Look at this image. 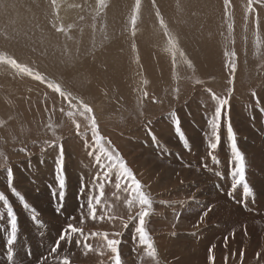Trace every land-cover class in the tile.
<instances>
[{"label":"rangeland","instance_id":"374dc122","mask_svg":"<svg viewBox=\"0 0 264 264\" xmlns=\"http://www.w3.org/2000/svg\"><path fill=\"white\" fill-rule=\"evenodd\" d=\"M36 1L38 2L36 3ZM43 1L0 0V54L10 56L19 63L29 66L34 72L43 75L47 81L61 84L64 90L72 91L73 97L79 96V99L93 109V115L101 135L111 141L112 146L119 151L127 166L133 170L137 179L146 187L144 190L150 194L153 200V210L152 214L146 218V228L156 247L158 264H205L206 262L209 264L208 250L213 245H215L212 250L213 264H264V208H254L255 204L253 205L255 202L264 207V57L254 55L257 29L252 22L257 14L258 17L261 15L258 31L261 39L264 40V15H262V13L264 14V5L254 3L253 7L257 6V9L254 7L256 11L251 14L247 12V0L243 2L244 5L235 9L230 3L227 8L228 15L225 16L224 0H154V2L149 0L155 10L159 8L157 11H162L160 16L167 26L165 29L160 25L156 16L157 11L151 15H144V8L148 0H142V7L140 6L133 35L130 18L135 0H105L107 7L103 11L97 9V0H74L77 4L73 8L62 3L59 5V9L58 3L54 8L51 0H45L42 3ZM46 2L47 8L43 5ZM83 7L86 13H84ZM73 10H77V13ZM37 12L40 14L37 15ZM115 14H118L117 18L114 16ZM114 22L120 24V32L118 28H111L115 24ZM144 23L146 24L144 25ZM229 23L233 25L231 32L228 29ZM86 24L87 26H85ZM33 25H36L37 28ZM143 25L147 27L144 28ZM57 27H62L65 31L57 32ZM29 28L39 32L35 35L38 44L29 42V45L27 43L23 45L8 40L10 43L8 46L7 39L4 40V36L8 34L9 30L10 32L14 31L13 34L16 32V35L19 36V32L30 30ZM165 31L175 37L177 41L175 66L173 50L170 48L169 37L165 35ZM114 33H125L123 36L126 40L119 43L120 48L117 51L110 49L111 37ZM85 36L88 39L87 42L84 41L86 40ZM100 41L107 53L99 45L100 51L102 49L105 54L101 51V56L97 55L96 58L93 55L91 58L95 59H91L88 52L86 53V51H90L88 45ZM125 41L126 43H124ZM14 43L16 47H14L15 45L11 46ZM133 44H135V50ZM34 50L37 52L36 56H34ZM261 50L264 51V45ZM181 51L184 53V57L179 55ZM226 51L236 53L234 73L227 66L230 57L225 56ZM48 53L56 56H48ZM19 54L21 57L23 56L21 59ZM29 58L35 60L31 62ZM185 59L191 61L192 67L185 63ZM0 66V70L5 69L0 72L3 73V80H6V82L3 81L0 76V89L4 90H0V193L4 192L16 224L18 223L16 239L9 246L6 242L11 232V217L8 216L7 208L0 202V209L2 212L4 211L2 213L0 210V264H51V262L57 264L56 257L65 255L69 256L71 264H86L83 261L85 255H83L82 246L78 247L75 243L79 238L78 234L73 236L71 242L61 241L56 253H51L50 250L55 246L61 231L69 223L81 227L79 223L80 205L87 199L86 196H80L81 177L85 179V182H88L99 170L95 165V156L93 158L88 155L89 152L98 150L88 128V122L78 112L72 118L66 115L69 111H75L74 107L70 108L69 106L68 101L71 98L64 100L59 94L51 92L52 90L47 87L46 83H41L27 75L17 74L15 69L7 65ZM44 66H51L54 72H46ZM7 68L11 70L8 71ZM10 72L13 75H10ZM10 76L15 80L12 81ZM57 76L58 79H56ZM230 79L231 84L229 83ZM10 82L12 84L21 83L22 87L18 83L16 84L18 87L13 86ZM33 82L36 83L35 87H33ZM5 83L9 86H7L8 88L14 87V89H8L4 85ZM38 86L39 90L36 88ZM229 89H232L231 93H229ZM13 90L14 93L22 91L19 93L21 96L17 93L11 94ZM144 92H147L148 95L144 96ZM213 93L222 99L227 98L228 104L222 110L219 121L218 146L216 149L210 150L209 142L215 141L211 135L212 129L209 126V120L214 118L217 106V102L212 98ZM253 93L256 95L253 96ZM24 95L26 99H24ZM34 95L38 96V99L33 98ZM15 101L18 102V105ZM71 103L76 105L75 100H71ZM73 119L81 124L80 135L72 123ZM174 119L179 120L181 131L184 134L183 140L176 134ZM229 124L235 134L237 148L244 157L245 169H248L245 170V175L248 174L245 176L247 182L244 181V183L251 190L248 194L252 195L250 198L244 193L239 194L242 191L239 188L240 185L234 189L236 191L231 187L234 182L232 173L235 160L227 138ZM149 129L155 135L157 143H153L152 137L148 134ZM86 143L88 147H85ZM61 146L63 148V175L66 180L62 207H60V189L56 173V161L60 155ZM104 146L107 147L106 141ZM209 151H212L216 157L215 162L208 155ZM7 168H11L13 178L16 177L13 179V184L14 187L16 186L15 189L19 196L23 197L30 209L35 210L36 221L32 219L33 212L29 209V212L26 211L19 197L7 190ZM178 170L180 171L178 172ZM252 172L263 178V181L253 183L255 181L251 179ZM179 182L181 183L179 184ZM249 182L251 185H248ZM183 184L185 185L183 186ZM176 191L178 192L175 193ZM114 193L116 195L120 193L119 201L115 199ZM126 195V193L117 192L115 189V176L113 175L112 182L105 187V198L115 206L118 214L125 218L127 209L123 205V200ZM199 201L200 203L203 201L202 203L207 206L209 201L208 208L220 209L222 207L220 210H216L219 213L221 211L220 214L217 212L220 219L216 220L215 218L218 217L216 216L214 225L211 226L214 242L211 239L206 241L203 229H194L197 224L199 225L198 217L203 214L201 215L196 209L190 214L183 213L188 205L195 204L194 208H200L203 204H198ZM219 202L221 203L218 204ZM204 205L201 207L205 210L206 206ZM219 205L221 206L219 207ZM58 207H60L59 212H57ZM242 208L245 210L243 211ZM259 209H263V212L258 213ZM206 210H208L207 207ZM207 212L211 214L209 210ZM3 214L5 216H2ZM183 214L185 218L182 217ZM191 214L199 216L195 218ZM44 215L46 216L44 217ZM211 215L209 216L210 220ZM41 216L44 218L42 219ZM106 222L107 220L86 219L82 227L85 234L89 231L104 232L108 227H116L118 231H123L122 235L118 237L121 241L119 251L122 264H157V261H152L144 255L137 237L134 238V223H131L127 229H122L121 224L119 225L117 222H107V225ZM19 223L20 226H18ZM239 223L244 225V229H242L244 235L235 228ZM216 227L220 228V232ZM226 232L227 234H225ZM127 233L130 235L127 236ZM21 234L23 235L21 236ZM225 237L228 238V247L226 246V248H224ZM19 240L22 241L19 243ZM238 242H242L243 247ZM254 245H256L257 251L250 248ZM74 249L77 251L74 252ZM241 250L244 252L243 259L240 256ZM255 252L256 254L259 252L260 256L256 255L253 259L251 253ZM100 263L95 260L93 264ZM103 264H108V260Z\"/></svg>","mask_w":264,"mask_h":264},{"label":"snow or ice","instance_id":"6c2138e0","mask_svg":"<svg viewBox=\"0 0 264 264\" xmlns=\"http://www.w3.org/2000/svg\"><path fill=\"white\" fill-rule=\"evenodd\" d=\"M254 3L264 5V0H247L248 13H254L256 11L255 8L253 7ZM51 4L55 8L57 4V0H51ZM224 5H225V16H227L228 15L227 8L230 5V0H224ZM140 6H141V0H135V5L132 9V15L130 18V23L133 26V35L135 34V25L137 22ZM106 7L107 4L105 3V0H97L98 10L103 11ZM156 16L160 21L161 27L166 29L167 26L164 24L163 18L160 16L159 11H157ZM247 18L248 17L246 16V20ZM252 22L254 23L257 29V32L255 34L256 38L254 40V47L256 49L254 55L264 57V51L261 50L262 45H264V40L261 39V36L258 31L259 29L258 14L255 16ZM232 27L233 25L229 23L228 29L230 32L232 30ZM56 31L63 32L65 31V29L62 27H57ZM165 35L169 37L168 43L170 45V48L173 50L172 55H173V63L175 66V59H176L175 50L177 48V41L175 37H172L171 34L168 33L167 31H165ZM133 49L135 50V44H133ZM179 55L181 57H184V53L182 51L179 53ZM225 56L230 57L227 66H229L232 73H234L236 70V63H235L236 53L234 51L232 52L226 51ZM185 63L189 67H192L191 61L185 59ZM0 65H7L10 68L15 69L17 71V74L27 75L32 77L34 80L40 81L41 83H46L49 89L59 94V96L62 97L64 100H69V98H71V100H75L76 105H73L71 103V100H69L70 108L74 107L75 111H69L66 113V115L72 118L76 115V112H78L79 115L82 116L88 122V128L91 131L93 142L98 149L96 151L89 152L88 155L95 156V165L98 166L99 170L96 171V174L88 182H85L83 177H81L80 196L87 197L86 202H82L80 205L81 215H80L79 223L81 227H77L72 223H69L67 227L61 231L59 238L55 242V246H53L50 250L51 253L57 252V249L60 247L61 241L71 242L73 236L75 234H78L79 238L76 239L75 243L78 247L82 246L83 255L87 256L90 252H94L95 254L103 257L107 253L108 264H122L121 253L119 251V245L121 241L120 239H118V237L122 235V232L120 231H115L112 233L91 232L90 234H85L84 229L82 227L86 219H91L94 221L107 220L109 223H115L118 221L121 224L122 228L124 229H127L130 223H134L135 237H138L139 245L142 246L144 255L150 258V260L152 261H157V250L146 228V223H147L146 218H148L152 214L153 200L150 194L144 190L145 186L141 183L139 179H137L133 170L127 166L126 162L124 161L119 151L114 146H112L110 140H107L106 137L101 135L96 118L93 115V109L83 100L79 99L78 97H73L71 92L64 90L61 84L55 81H47L43 75H41L38 72H34L33 69L30 68L29 66L19 63L16 59L10 56L0 54ZM197 83H199V81H197ZM229 83L230 84L232 83L231 79L229 80ZM209 91L211 90L209 89ZM231 91L232 89H229V93H231ZM147 95H148L147 92H144V96ZM252 95L255 96L256 94L253 93ZM212 98L217 102V106L215 108L214 118L209 120V126L212 129L211 135L215 141V142H211V141L209 142L208 146L210 150H214L218 146L220 139L219 121L221 118L222 110L228 104L227 98L222 99L216 96L215 93L212 94ZM61 110L63 111V109ZM72 123L75 125L77 133L79 134L81 124L78 123L75 119L72 120ZM173 124L175 126L176 134L180 137L181 140H183L184 134L181 131L179 120L174 119ZM148 134L152 137L153 143H157V139L150 129ZM227 138L230 142L233 158L235 160V167L232 173L233 181H234L232 184V188L235 189L238 185L243 184L244 193L249 194L250 189L248 188L247 184L244 183L245 181L244 157L237 148L235 141V134L230 124L228 125L227 128ZM105 141L107 142V147L104 146ZM85 147H88L87 143L85 144ZM21 150L23 151V149ZM208 155L212 158L214 162L216 161V157L213 155L212 151H209ZM56 164H57L56 167L57 182H58V187L60 189L59 201H60V207H62V202L65 195L64 193L65 179L63 175L62 146ZM6 171H7L8 189L11 191L13 195L19 197V199L23 203V206L26 209H29L30 211L33 212L32 219L36 221L37 215L35 213V210L30 209L29 205L26 202H24L23 197L19 196V193L14 187L13 184L14 178L11 168H7ZM113 175L115 176V189L117 190V192L122 191L127 194L126 198L123 200V205L127 209L126 219L124 216L118 214V212L115 210V206L105 198L106 184H110L112 182ZM113 195L115 196V199L117 201L121 199L119 195H116L115 193ZM0 202L3 203V206L5 208H7L8 216L11 217V232L7 239V243L8 245H12L16 237L15 217L13 216L11 207H9L7 198L3 193H0ZM60 207L57 208V212L60 211ZM210 210L211 209H209V211ZM204 215H207V212H205L201 216V220H203ZM245 235H247V232H245ZM92 238H100L102 243L94 246L92 243L88 242ZM227 239L228 238L225 237V246H227ZM214 247L215 245L210 247L208 250L209 264H213L214 261V256L212 254V250ZM256 255L257 257H259L260 253L258 252ZM240 256L241 259H243L244 256L243 250H241ZM56 260H57V264H71V261L67 255L62 257H56ZM101 264H103V261L101 262Z\"/></svg>","mask_w":264,"mask_h":264},{"label":"bare ground","instance_id":"6f19581e","mask_svg":"<svg viewBox=\"0 0 264 264\" xmlns=\"http://www.w3.org/2000/svg\"><path fill=\"white\" fill-rule=\"evenodd\" d=\"M22 1V0H21ZM32 1V0H31ZM90 1H92V0H90ZM142 1V0H141ZM145 1V0H144ZM231 2V5L233 6V8L235 9V8H240L241 7V5H244V3L243 2H246V0H230ZM17 2H18V0H17ZM24 2V1H23ZM38 1H36V3H37ZM45 2V0L42 2V3H44ZM106 2V1H105ZM25 3H26V1H25ZM40 3V2H39ZM42 3H40V4H42ZM48 3H49V1H48ZM57 3H58V9L60 8L59 7V5L60 4H62V3H65L64 5H69V7H71V8H73L74 7V5H76L77 4V2H75L74 0L73 1H71V0H57ZM87 3H88V1H87ZM4 4V3H3ZM32 4H34V3H32ZM47 4V2L45 3V4H43L44 6ZM50 4V3H49ZM89 4H90V2H89ZM88 4V5H89ZM130 4V3H129ZM246 4V3H245ZM43 5H42V7H43ZM87 5V4H86ZM92 5V4H91ZM125 5V4H124ZM147 5H149V7H147ZM169 5H171V4H169ZM6 6V5H5ZM35 6H37V5H35ZM39 6V5H38ZM50 6V5H49ZM93 6V5H92ZM97 6V5H96ZM112 6V5H111ZM123 6V5H122ZM159 6V5H158ZM21 7V6H20ZM46 7V6H45ZM44 7V8H45ZM52 7V6H51ZM89 7V6H88ZM113 7H115V6H113ZM142 7V6H141ZM154 7V6H153ZM152 7V5H151V3H150V1L148 0L147 2H146V5H145V8H144V15H146V14H149V15H151V14H154V12L155 11H157L158 9H154ZM255 7V6H254ZM257 7V6H256ZM255 7V8H256ZM47 8V7H46ZM70 8V9H71ZM29 9V8H28ZM31 9V8H30ZM62 9V8H61ZM60 9V10H61ZM70 9H69V11H70ZM75 9V8H74ZM82 9H84V7L82 8ZM257 9V8H256ZM90 10V9H89ZM162 10V9H161ZM64 11V10H63ZM77 10H73V12H75V13H77L76 12ZM79 11V10H78ZM84 11H85V9H84ZM90 11H92L93 12V10H90ZM89 11V12H90ZM111 11V10H110ZM164 11H166V10H164ZM163 11V12H164ZM236 11V10H235ZM46 12V11H45ZM97 12V11H96ZM115 12V11H114ZM131 12V11H130ZM162 11H159V13H161ZM49 13V12H48ZM51 13V12H50ZM57 13V12H56ZM64 13V12H63ZM83 13V12H82ZM84 13H86V11L84 12ZM262 13V12H261ZM40 13L39 12H37V15H39ZM42 14H44V13H42ZM69 14V13H68ZM89 14V13H88ZM252 14V13H251ZM70 15V14H69ZM77 15V14H76ZM80 15H81V13H80ZM148 15V16H149ZM204 15V14H203ZM239 15V14H238ZM262 15H264L263 13H262ZM72 16H73V14H72ZM78 16V15H77ZM103 16V15H102ZM114 16H116V18H117V16H118V14H115ZM261 16V15H260ZM259 16V17H260ZM16 17V16H15ZM64 17V16H63ZM74 17H75V15H74ZM106 17V16H105ZM263 17V16H262ZM12 18V17H11ZM67 18H69L68 16H67ZM173 18V17H172ZM7 19V18H6ZM75 19V18H74ZM251 19V18H250ZM8 20V19H7ZM69 20V19H68ZM76 20V19H75ZM18 21V20H17ZM73 21V20H72ZM145 21V20H144ZM260 21V20H259ZM10 22V21H9ZM53 22V21H52ZM262 22V21H261ZM18 23V22H17ZM65 23V22H64ZM115 23V22H114ZM36 24V23H35ZM66 24V23H65ZM68 24V23H67ZM111 25L113 24V23H110ZM146 23H144V25H145ZM148 24V23H147ZM11 25V24H10ZM39 25V24H38ZM89 25V24H88ZM123 25H125L124 24V22H123ZM143 25V26H144ZM33 26H35L36 27V25H33ZM85 26H87V24L85 25ZM142 26V27H143ZM26 27H27V25H26ZM111 27V26H110ZM118 28V31H119V29H120V24L118 25V24H114L111 28ZM123 27V26H122ZM145 27H147V26H144V28ZM37 28V27H36ZM92 28V27H91ZM140 28V27H139ZM23 29V28H22ZM30 29V28H29ZM43 29V28H42ZM3 30V29H2ZM39 30H40V28H39ZM55 31V30H54ZM6 32V31H5ZM8 32V34L6 35L5 34V36H4V40H6V42H7V44H8V46H9V41H14L15 43H21V44H23L24 45V43L26 44H28L29 42L30 43H37L38 44V39H36V37H35V35H37L39 32L37 31V30H34V29H30V30H25V31H22V32H19L20 34H19V36H17L16 35V32H15V34H13L14 33V31H12V32H10V30L9 31H7ZM120 32V31H119ZM9 33H12L13 35H11V34H9ZM128 33V32H127ZM241 33V32H240ZM3 34V33H2ZM1 34V35H2ZM91 35V34H90ZM123 35H125V33H114L113 35H112V37H111V47H110V49H112V50H114V51H117V50H119V46H120V42H123L124 40H126L125 39V37L123 36ZM139 35H140V33H139ZM162 35V34H161ZM3 36V35H2ZM51 36V35H50ZM42 37H43V35H42ZM86 37V36H85ZM89 37H92V36H89ZM88 37V38H89ZM54 38V37H53ZM94 38V37H93ZM97 38V37H96ZM135 38V37H134ZM218 38V37H217ZM216 38V39H217ZM61 39V38H60ZM83 39V38H82ZM85 39V38H84ZM9 40V41H8ZM87 37H86V40H84L85 42H87ZM220 40V39H219ZM252 40V39H251ZM2 41V40H1ZM92 41V40H91ZM221 41V40H220ZM52 42V41H51ZM58 42H59V40H58ZM15 43L14 44H11V46L12 45H15ZM89 43V42H88ZM102 42L100 41V42H97V43H95V44H90V45H88V48H90L89 50L90 51H86L87 49H86V47H84L86 50V53L88 54V56L91 58V56H95L96 58H97V55H100L101 56V51H102V49H103V46H102V44H101ZM124 43H126V41L124 42ZM44 44V43H43ZM84 44V43H83ZM3 45V44H2ZM5 45V44H4ZM18 45V44H17ZM29 45V44H28ZM27 45V46H28ZM99 45H101L102 46V49H101V51H100V49H99ZM121 45H122V43H121ZM10 46V47H11ZM53 46V45H52ZM79 46V45H78ZM77 46V47H78ZM100 46V47H101ZM14 47H16V45L14 46ZM71 47H72V45H71ZM76 47V46H75ZM80 47V46H79ZM78 47V48H79ZM107 47V46H106ZM216 47H217V45H216ZM220 47H222V46H220ZM7 48V47H6ZM13 48V47H12ZM61 48V47H60ZM63 48V47H62ZM61 48V49H62ZM105 48V47H104ZM208 48V47H207ZM215 48V47H214ZM17 49V48H16ZM49 49V48H48ZM106 49V48H105ZM105 49H103V50H105ZM108 50H110L109 48H107ZM37 50V49H36ZM42 50V49H41ZM40 50V51H41ZM77 50V49H76ZM107 50V51H108ZM212 50V49H211ZM17 51V50H16ZM23 51V50H22ZM33 51V50H32ZM35 51V50H34ZM37 51H39V50H37ZM43 51V50H42ZM46 51V50H45ZM44 51V52H45ZM214 51V50H213ZM25 52H27V51H25ZM24 52V53H25ZM77 52H78V50H77ZM77 52H76V55H77ZM102 52H104V51H102ZM105 52H106V50H105ZM105 52H104V54H105ZM212 52V51H211ZM210 52V53H211ZM19 53V52H18ZM23 53V54H24ZM36 51H35V55L34 56H36ZM52 53V52H51ZM73 53V52H72ZM72 53H70L71 55H73ZM82 53V52H81ZM107 53V52H106ZM110 53V52H109ZM27 54H30V53H27ZM33 54V53H32ZM39 54V53H38ZM46 54H47V52H46ZM49 54V53H48ZM53 54V53H52ZM48 55V56H54V55ZM62 54V53H61ZM78 54H80L79 52H78ZM18 55V54H17ZM16 55V56H17ZM75 55V56H76ZM219 55V54H218ZM19 56H20V54H19ZM38 56V55H37ZM40 56V55H39ZM47 56V57H48ZM56 56V55H55ZM58 56V55H57ZM74 56V55H73ZM82 56V55H81ZM131 56V55H130ZM133 56V55H132ZM220 56V55H219ZM23 57V56H22ZM21 56H20V59L22 58ZM43 57V56H42ZM141 57V56H140ZM144 57V56H143ZM214 57V56H213ZM239 57V56H238ZM49 58V57H48ZM72 58V57H71ZM70 58V59H71ZM92 58H94V57H92ZM91 58V59H92ZM116 58V57H115ZM124 58V57H123ZM133 58V57H132ZM30 59V61L32 62L33 60H35L34 58L32 59V58H29ZM32 59V60H31ZM43 59H44V57H43ZM41 60L42 62L44 61V60ZM49 59H51V58H49ZM95 59V58H94ZM125 59V58H124ZM123 59V60H124ZM130 59V58H129ZM223 59V58H222ZM54 60V59H53ZM83 60H85V59H83ZM140 60H142V59H140ZM166 60V59H165ZM77 61V60H76ZM122 61V60H121ZM157 61V60H156ZM155 61V62H156ZM73 62H74V60H73ZM79 62V61H78ZM39 63V62H38ZM49 63H51V62H49ZM123 63V62H122ZM210 63V62H209ZM212 64H213V61L211 62ZM47 64H48V62H47ZM145 64V63H144ZM49 65V64H48ZM168 65V64H167ZM42 66V65H41ZM92 66V65H91ZM119 66V65H118ZM133 66V65H132ZM142 66V65H141ZM1 67V66H0ZM6 67V66H5ZM211 67V66H210ZM214 67V66H213ZM44 68L46 69H44L46 72H48L49 71V73L51 72V71H53L52 69V67L51 66H49V67H45L44 66ZM74 68V67H73ZM128 68V67H127ZM142 68V67H141ZM197 68V67H196ZM222 68V67H221ZM69 69V68H68ZM67 69V70H68ZM86 69V68H85ZM2 70H5V69H2ZM2 70H0V71H2ZM7 70H8V68H7ZM9 70H11V69H9ZM8 70V71H9ZM72 70V69H71ZM71 70H69L70 72H71ZM220 70H222V69H220ZM14 71V70H13ZM78 71V70H77ZM54 72V71H53ZM6 73V72H5ZM11 73V72H10ZM63 73V72H62ZM66 73V72H65ZM79 73V72H78ZM15 74V73H14ZM82 74H83V72H82ZM3 75V73H1L0 72V76H1V78L3 77L2 76ZM4 75H6V74H4ZM10 75H13L12 73L10 74ZM56 75H57V73H56ZM59 75H64V74H59ZM58 75V76H59ZM76 75V74H75ZM78 75H80V73L78 74ZM7 76V75H6ZM57 76V78L56 79H58L59 77ZM65 76V75H64ZM88 76H89V74H88ZM222 76V75H221ZM23 77V76H22ZM67 77V76H66ZM85 77V76H84ZM90 78H91V76H89ZM94 77V76H93ZM8 78V77H7ZM9 78H11V76L9 77ZM18 78V77H17ZM64 78V77H63ZM72 78V77H71ZM122 78V77H121ZM12 79V78H11ZM13 79L15 80V78L13 77ZM12 79V81H14ZM20 79V78H19ZM23 79V78H22ZM55 79V80H56ZM62 78H60V80H61ZM73 79V78H72ZM2 80H3V78H2ZM18 80V79H17ZM51 80H52V78H51ZM66 80V79H65ZM81 80V79H80ZM80 80H78V81H80ZM83 80V79H82ZM3 81H5L6 82V80H3ZM8 81H11V80H8ZM11 81V82H12ZM22 81V80H21ZM20 81V82H21ZM62 81H63V79H62ZM76 81V80H75ZM10 82V83H11ZM26 82V81H25ZM32 82V81H31ZM73 82H74V79H73ZM90 82V81H89ZM123 82V81H122ZM4 83V82H3ZM2 83V84H3ZM10 83H8V84H10ZM18 83V82H17ZM16 82H15V84H12L11 83V85H16L17 84ZM30 82L28 81V84H29ZM34 84H33V87H35L34 85H36V83L35 82H33ZM62 83V82H61ZM69 83V82H68ZM72 83V82H71ZM76 83V82H75ZM82 83V82H81ZM1 84V83H0ZM19 84V83H18ZM21 84V83H20ZM19 84V85H20ZM23 84H26V85H28L27 83H24L23 82ZM4 85H6V83L4 84ZM10 85V86H11ZM68 85V84H67ZM72 85V84H71ZM75 85V84H74ZM77 85H79V84H77ZM82 85V84H81ZM8 85H6V87H7ZM21 86V85H20ZM73 86V85H72ZM72 86H70V87H72ZM5 87V86H4ZM3 87V88H4ZM9 87V86H8ZM7 87V88H8ZM16 87H18V85H16ZM22 87V86H21ZM20 87V88H21ZM74 88H76V86H73ZM0 88H1V86H0ZM19 88V89H20ZM38 90H39V86L38 87H36ZM35 88V89H36ZM73 88V90H76V89H74ZM8 89H14V87L13 88H8ZM33 89V88H32ZM42 89H43V87H42ZM71 89V88H70ZM80 89V88H79ZM86 89V88H85ZM1 91H4L3 89H0ZM18 90V89H17ZM16 90V91H17ZM20 90H22V89H20ZM24 90V89H23ZM46 90V89H45ZM115 90V89H114ZM31 91V90H30ZM32 91H34V90H32ZM40 91H41V89H40ZM40 91H38V92H40ZM200 91V90H199ZM22 92V91H21ZM21 92H19V93H21ZM24 92H25V90H24ZM35 92V91H34ZM33 92V93H34ZM38 92H37V94H38ZM51 92H53V91H51ZM72 92V91H71ZM80 92V91H79ZM201 92V91H200ZM1 93H3V92H1ZM5 93V92H4ZM6 93H7V90H6ZM19 94L18 92H15L14 93V90H13V93H11V94ZM28 93H29V91H28ZM32 93V94H33ZM36 93V92H35ZM41 93V92H40ZM84 93V92H83ZM203 93V92H202ZM26 94V93H25ZM32 94H30V95H32ZM45 94V93H44ZM43 94V95H44ZM81 94V93H80ZM20 95V94H19ZM36 95V94H35ZM35 95H34V97L33 98H37V97H35ZM48 95V94H47ZM14 96V95H13ZM21 96V95H20ZM25 96V95H24ZM26 96H27V94H26ZM26 96L24 97V99H26ZM33 96V95H32ZM87 96V95H86ZM209 96V95H208ZM227 96V95H226ZM22 97H23V95H22ZM28 97H31V96H28ZM39 97H40V95H39ZM44 97V96H43ZM43 97H42V101H43ZM79 97V96H78ZM232 97H234V96H232ZM19 99V98H18ZM30 99H32V98H30ZM38 99V98H37ZM47 99V98H46ZM235 99V98H234ZM15 100V99H14ZM34 100V99H33ZM238 100V99H237ZM20 101V100H19ZM23 101V100H22ZM37 101V100H36ZM16 102V101H15ZM21 102V101H20ZM19 102V103H20ZM30 102V101H29ZM69 102V101H68ZM18 102H16V104H17ZM25 103V102H24ZM27 103V102H26ZM33 103V102H32ZM18 105V104H17ZM24 105V104H23ZM27 105V104H26ZM29 106V105H28ZM24 107V106H23ZM139 110V109H138ZM238 118V117H237ZM257 118V117H256ZM245 120V119H244ZM253 121V120H252ZM246 126V125H245ZM74 127V126H73ZM30 132V131H29ZM187 132V131H186ZM16 133V132H15ZM131 133V132H130ZM250 133V132H249ZM78 135H80V134H78ZM83 135V134H82ZM245 135V134H244ZM11 136V135H10ZM14 136V135H13ZM249 136V135H248ZM248 136H246V137H248ZM9 137V136H8ZM257 138V137H256ZM32 139V138H31ZM34 139V138H33ZM189 141V140H188ZM42 142V141H41ZM248 145V144H247ZM246 145V146H247ZM64 147V146H63ZM242 148V147H241ZM97 149V148H96ZM87 150V149H86ZM250 150V149H249ZM122 151V150H121ZM251 152V151H250ZM258 152V151H257ZM93 157V156H92ZM255 157V156H254ZM18 158V157H17ZM94 158V157H93ZM260 158V157H259ZM206 159V158H205ZM211 159V158H210ZM83 160V159H82ZM94 160V159H93ZM127 160V159H126ZM253 160V159H252ZM140 161V160H139ZM80 162V161H79ZM158 162V161H157ZM257 162V161H256ZM87 163V162H86ZM140 163H142V162H140ZM187 163V162H186ZM209 163V162H208ZM212 163V162H211ZM252 163V162H251ZM258 164V163H257ZM20 165V164H19ZM66 165V164H65ZM151 165H153V164H151ZM161 165V164H160ZM199 166V165H198ZM210 166V165H209ZM209 166H207V167H209ZM255 166H257V165H255ZM89 167V166H88ZM92 167V166H91ZM151 167V166H150ZM169 167V166H168ZM206 167V168H207ZM258 167V166H257ZM90 168V167H89ZM139 168V167H138ZM143 168V167H142ZM157 168V167H156ZM193 168V167H192ZM196 168V167H195ZM195 168H193V169H195ZM227 168H229V167H227ZM170 169V168H169ZM219 169V168H218ZM254 169V168H253ZM139 170V169H138ZM151 170H153V169H151ZM150 170V171H151ZM155 170V169H154ZM176 170V169H175ZM201 170V169H200ZM211 170V169H210ZM232 170V169H231ZM245 170H248V169H245ZM163 171V170H162ZM180 170H178V172H179ZM154 172V171H153ZM159 172V171H158ZM190 172V171H189ZM7 173V172H6ZM161 173V172H160ZM181 173V172H180ZM185 173V172H184ZM205 173V172H204ZM225 173V172H224ZM253 173V172H252ZM89 174V173H88ZM156 174V173H155ZM192 174V173H191ZM248 174V173H247ZM246 174V175H247ZM250 174V173H249ZM16 175H18V174H16ZM245 175V176H246ZM255 175V177L253 178V176ZM153 176V175H152ZM155 176V175H154ZM173 176V175H172ZM183 176V175H182ZM181 176V177H182ZM184 176H185V174H184ZM1 177V176H0ZM164 177H165V175H164ZM178 177V176H177ZM212 177V176H211ZM156 178V177H155ZM154 178V179H155ZM166 178V177H165ZM171 178V177H170ZM180 178V177H179ZM178 178V179H179ZM246 178H248V177H246ZM14 179H16V177L14 178ZM67 179H68V177H67ZM162 179V178H161ZM177 179V178H176ZM182 179V178H181ZM228 179V178H227ZM230 179V178H229ZM250 179V178H249ZM251 179H253L255 182H253V183H259L260 181H263V178H261V177H258V176H256V174L255 173H253V174H251ZM21 180H22V178H21ZM85 180V179H84ZM156 180V179H155ZM169 180V179H168ZM171 180H173L172 178H171ZM187 180V179H186ZM200 180V179H199ZM7 181V180H6ZM66 181V180H65ZM154 181V180H153ZM182 181V180H181ZM246 181V180H245ZM249 181V180H248ZM4 182V181H3ZM173 182H175V181H173ZM177 182V181H176ZM247 182V181H246ZM14 183V182H13ZM181 182H179V184H180ZM186 183V182H185ZM78 184V183H77ZM148 184V183H147ZM204 184V183H203ZM173 185V184H172ZM176 185V184H175ZM185 184H183V186H184ZM226 185V184H225ZM248 185H251L250 184V182H249V184ZM1 186V185H0ZM7 186V185H6ZM5 186V187H6ZM106 186H107V184H106ZM180 186V185H179ZM183 186H180V187H182L183 188ZM203 186V185H202ZM211 186V185H210ZM257 186H258V184H257ZM16 187V186H15ZM72 187V186H71ZM176 188H177V185L175 186ZM204 187V186H203ZM209 187V186H208ZM227 187V186H226ZM232 187V186H231ZM146 188V187H145ZM173 188V187H172ZM181 188V189H182ZM239 188H241V192H239L238 190V192H239V194L240 193H244V191H243V185H240V187ZM238 188V189H239ZM259 188H260V186H259ZM2 189V188H1ZM4 189V188H3ZM67 189V188H66ZM208 189V188H207ZM210 189V188H209ZM261 189V188H260ZM7 190H9V189H7ZM21 190V189H20ZM74 190V189H73ZM178 190H179V188H178ZM183 190V189H182ZM196 191H197V189H195ZM211 190H213V189H211ZM234 190V189H233ZM75 191V190H74ZM180 191V190H179ZM185 191H186V189H185ZM204 191V190H203ZM217 191V190H216ZM234 191H236V190H234ZM251 191V190H250ZM8 192V191H7ZM26 192H28V191H26ZM170 192V191H169ZM178 191H176L175 193H177ZM187 192H189V191H187ZM194 192V191H193ZM210 192V191H209ZM4 193V192H3ZM23 193V192H22ZM226 193V192H225ZM30 194V193H29ZM122 194V193H121ZM162 194V193H161ZM166 194V193H165ZM191 194V193H190ZM194 194V193H193ZM245 194V193H244ZM12 195V194H11ZM48 195V194H47ZM73 195V194H72ZM119 195H120V193H119ZM202 195V194H201ZM221 195V194H220ZM225 195V194H224ZM242 195V194H241ZM245 195H247V196H249L248 194H245ZM27 196V195H26ZM185 196V195H184ZM191 196H192V194H191ZM200 196V195H199ZM18 197V196H17ZM49 197V196H48ZM126 197V196H125ZM198 197V196H197ZM201 197V196H200ZM202 197H203V195H202ZM205 197V196H204ZM218 197V196H217ZM243 197H244V195H243ZM242 197V198H243ZM250 197H252V195L251 196H249V198ZM255 197V196H254ZM180 198H181V196H180ZM192 198V197H191ZM194 198V197H193ZM211 198V197H210ZM239 198H241V197H239ZM248 198V197H247ZM249 198H248V200H249ZM28 199V198H27ZM46 199V198H45ZM165 199V198H164ZM198 199H200L199 197H198ZM205 199V198H204ZM19 200V199H18ZM47 200V199H46ZM195 200H197V199H195ZM201 200V199H200ZM208 200V199H207ZM228 200V199H227ZM245 200V199H244ZM247 200V201H248ZM253 200V199H252ZM255 200V199H254ZM25 201V200H24ZM28 201V200H27ZM168 201V200H167ZM219 201V200H218ZM246 201V202H247ZM29 202V201H28ZM33 202V201H32ZM36 202V201H35ZM67 202V201H66ZM187 202V201H186ZM203 202V201H202ZM201 202V203H202ZM242 202V201H241ZM264 202V201H263ZM65 203V202H64ZM193 203V202H192ZM195 203H197L196 201H195ZM200 203V201L198 202V204H201ZM221 202H219L218 204H220ZM251 203V202H250ZM249 203V204H250ZM40 204H42V203H40ZM203 204V203H202ZM255 204V207L254 208H264L263 206H262V204L260 205V204H257V203H255V202H253V205ZM31 205V204H30ZM57 205V204H56ZM195 204H193V205H188V208L186 207L185 208V210H184V214L186 215V214H190V213H192L193 211H194V209H196V210H198V212H200V214L202 215V214H204L205 212H207L209 209H211L210 210V212H211V214H208V212H207V215H204V218H203V220H201V216H199V215H193V214H191L192 215V217H194L195 216V218H197V216H199L198 218H199V225L197 224L196 225V228H194L195 230H197V229H203V231H204V235H205V237L207 238L206 239V241L207 240H212V236H214V234H212V230H211V226L212 225H214V218L216 217V216H218L217 214L219 213L218 211H216V210H218L216 207L214 208L213 207V209L212 208H208V206L210 205V203H209V201H208V206L207 205H204V206H206L207 207V209L208 210H206V207H205V210L201 207V206H203V205H201L200 206V208L198 207V208H194L195 206H194ZM248 205V204H247ZM44 206V205H43ZM119 206V205H118ZM221 205H219V207H220ZM228 206V205H227ZM236 206H239V205H236ZM196 207H197V204H196ZM212 207V206H211ZM234 207V206H233ZM240 207V206H239ZM15 208V207H14ZM43 208V207H42ZM222 207H220V209H221ZM33 209V208H32ZM215 209V210H214ZM219 209V210H220ZM232 209V208H231ZM243 209V208H242ZM1 210V209H0ZM15 210V209H14ZM13 210V211H14ZM28 209H26V211H27ZM36 210H38V209H36ZM42 210V209H41ZM45 210V209H44ZM121 210V209H120ZM125 210V209H124ZM223 210H224V208H223ZM245 209H243V211H244ZM23 211H25V210H23ZM43 211V210H42ZM117 211V210H116ZM1 212H2V210H1ZM27 212H29V210L27 211ZM218 212V213H217ZM227 212V211H226ZM231 212H233V211H231ZM261 212H263V209H259L258 210V213H261ZM2 213H4V211L2 212ZM44 213V212H43ZM49 213V212H48ZM195 213V212H194ZM220 213H221V211H220ZM219 213V214H220ZM228 213H230V212H228ZM244 213V212H243ZM252 213V212H251ZM39 214H40V212H39ZM45 214V213H44ZM50 214V213H49ZM182 214V213H181ZM182 215V217H184L185 218V215ZM199 214V213H198ZM257 214V213H256ZM22 215V214H21ZM30 215V214H29ZM40 215H42V214H40ZM69 215V214H68ZM211 215V220H210V216ZM233 215V214H232ZM263 215V214H262ZM1 216V215H0ZM2 216H5V214H3ZM46 215H44V217H45ZM189 216V215H188ZM220 216H222V215H220ZM231 216V215H230ZM233 216H235V215H233ZM239 216V215H238ZM244 216V215H243ZM253 216V215H252ZM38 217H40V216H38ZM42 217V216H41ZM44 217H42V219L44 218ZM77 217V216H76ZM190 217V216H189ZM242 217V216H241ZM240 217V218H241ZM249 217V216H248ZM5 219L4 220H6V217H4ZM47 218V217H46ZM217 218H219V216L218 217H216L215 219L217 220ZM224 218H226V217H224ZM224 218H222L223 220H224ZM257 218V217H256ZM2 219V218H1ZM20 219V218H19ZM126 219V218H125ZM186 219H187V217H186ZM220 219V218H219ZM227 219V218H226ZM229 219H231V218H229ZM232 219H233V217H232ZM231 219V220H232ZM239 219V218H238ZM244 219H245V217H244ZM21 220V219H20ZM57 220V219H56ZM190 220V219H189ZM215 220V221H216ZM246 220V219H245ZM27 221V220H26ZM30 221V220H29ZM33 221V220H32ZM42 221H44V220H42ZM46 221V220H45ZM68 221V220H67ZM77 221V220H76ZM226 221V220H225ZM248 221V220H247ZM20 223H21V221H19ZM31 222V221H30ZM69 222V221H68ZM108 222V221H107ZM107 222H106V225H107ZM218 222V221H217ZM217 222H216V224H217ZM221 222V221H220ZM224 222V221H223ZM227 222V221H226ZM229 222V221H228ZM3 223H5L4 221H3ZM20 223H19V225L18 226H20ZM117 223L120 225V223L117 221ZM222 223V222H221ZM221 223H219V225H221ZM230 223V222H229ZM228 223V224H229ZM18 224V223H17ZM16 224V225H17ZM26 224H27V222H26ZM37 224V223H36ZM131 224V223H130ZM129 224V225H130ZM232 224V223H231ZM8 225V224H7ZM37 225H40V224H37ZM42 225V224H41ZM3 226H6V225H3ZM21 226H22V223H21ZM23 226H24V223H23ZM57 226V225H56ZM84 226V225H83ZM93 226V225H92ZM91 226V227H92ZM111 226V225H110ZM131 226V225H130ZM149 226V225H148ZM226 226V225H225ZM6 227H8V226H6ZM29 227H31V226H29ZM33 227V226H32ZM78 227V226H77ZM27 228V227H26ZM38 228H40V227H38ZM96 228V227H95ZM130 228V227H129ZM217 228V227H216ZM215 228V229H216ZM223 228V227H222ZM235 228H236V230L240 233V234H242V235H244V230H242V229H244V225L243 224H238V225H236L235 226ZM235 228H233V229H235ZM258 228V227H257ZM8 229V228H7ZM17 229V228H16ZM22 229V228H21ZM28 229V228H27ZM32 229V228H31ZM41 229V228H40ZM89 229H91L90 227H89ZM88 229V230H89ZM123 229V228H122ZM263 229V228H262ZM33 230V229H32ZM42 230V229H41ZM214 230V229H213ZM217 230L219 231L220 230V228H217ZM232 230V229H231ZM261 230V229H260ZM22 231H23V229H22ZM115 231H118V229L116 228V227H108V228H106V230L104 231V232H107V233H112V232H115ZM216 231V230H215ZM223 231V230H222ZM262 231V230H261ZM85 232V231H84ZM96 232H100V231H96ZM123 232V231H122ZM126 232V231H125ZM131 232V231H130ZM220 232V231H219ZM230 232V231H229ZM236 232V231H235ZM234 232V233H235ZM259 232V231H258ZM21 233H23V232H21ZM91 233V231H89V233H86V234H90ZM171 233V232H170ZM232 233V232H231ZM18 234H19V230H18ZM24 234V233H23ZM23 234H21V236L23 235ZM134 234V233H133ZM212 234V235H211ZM225 234H227V232L225 233ZM251 234V233H250ZM264 234V233H263ZM25 235V234H24ZM130 235V234H129ZM128 235V233H127V236H129ZM126 236V237H127ZM132 236V235H131ZM227 236H229V235H227ZM233 236V235H232ZM35 237V236H34ZM125 237V238H126ZM135 237V236H134ZM240 237V236H239ZM20 238H22V237H20ZM19 238V239H20ZM224 238V237H223ZM263 238V237H262ZM16 239V238H15ZM128 239V238H127ZM137 239H138V237H137ZM231 239V238H230ZM134 240V239H133ZM214 240H216V239H214ZM247 240H248V237H247ZM257 240H258V238H257ZM22 241V240H21ZM20 240L18 241L19 243L21 242ZM73 241V240H72ZM192 241V240H191ZM213 241V240H212ZM211 241V242H212ZM209 242V241H208ZM214 242V241H213ZM223 242H224V240H223ZM253 242V241H252ZM252 242H250V243H252ZM255 243H256V241H254ZM7 243V242H6ZM89 243H92L94 246H96V245H98V244H101L102 243V241H101V239L100 238H92V239H90L89 240ZM207 243V242H206ZM217 243V242H216ZM225 243V242H224ZM123 244V243H122ZM219 244V243H218ZM238 244H240L241 245V247H243V245H242V242H238ZM6 245V244H5ZM18 245V244H17ZM227 245H228V243H227ZM10 246V245H9ZM250 246H251V244H250ZM19 247V246H18ZM123 247V246H122ZM137 247V246H136ZM202 247V246H201ZM228 247V246H227ZM230 247V246H229ZM223 248V247H222ZM224 248H226V246H224ZM237 248V247H236ZM250 248H252L254 251H257V247H256V245H254V246H252V247H250ZM19 249V248H18ZM73 249V248H72ZM71 249V250H72ZM178 249H180V248H178ZM205 249V248H204ZM219 249V248H218ZM233 249V248H232ZM130 250V249H129ZM182 250V249H181ZM77 250H75L74 249V252H76ZM204 251V250H203ZM251 251V250H250ZM19 252V251H18ZM67 252V251H66ZM65 252V253H66ZM71 252V251H70ZM124 252H125V250H124ZM184 252V251H183ZM206 252V251H205ZM35 253V252H34ZM60 253V252H59ZM80 253V252H79ZM248 253V252H247ZM7 254V253H6ZM10 254V253H9ZM63 254H64V252H63ZM81 254H82V252H81ZM166 254V253H165ZM71 255V254H70ZM167 255V254H166ZM174 255H175V252H174ZM19 256H20V254H19ZM18 256V257H19ZM107 256H108V254L106 253L105 254V256H103V257H101V256H99L98 255V258H97V254H95L94 252H90V255H88V256H85L84 257V259H83V261H85V263L86 264H93L94 262H95V260L97 261V262H102L103 261V263L105 262V261H107L108 259H107ZM248 256V255H247ZM15 257H16V255H15ZM69 257V256H68ZM251 257L254 259L255 257H256V252L255 253H251ZM20 258V257H19ZM55 258V257H54ZM54 258H52V260H54ZM97 258V259H96ZM217 258V257H216ZM144 259V258H143ZM205 260H206V258H204ZM203 259V260H204ZM18 260V259H17ZM166 260V259H165ZM215 260H217V259H215ZM218 260H220V259H218ZM55 261V260H54ZM141 261V260H140ZM76 262H77V260H76ZM217 262V261H216ZM79 263H80V261H79ZM84 263V262H83ZM204 263V262H203ZM207 263V262H206ZM205 263V264H206ZM42 264V263H41ZM51 264H52V262H51ZM101 264V263H100ZM142 264V263H141Z\"/></svg>","mask_w":264,"mask_h":264}]
</instances>
